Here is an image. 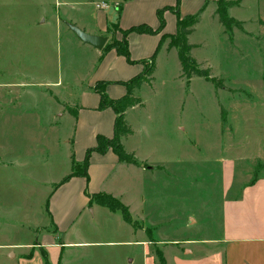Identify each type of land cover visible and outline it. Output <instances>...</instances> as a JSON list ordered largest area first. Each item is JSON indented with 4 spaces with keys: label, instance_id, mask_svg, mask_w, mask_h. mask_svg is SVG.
Wrapping results in <instances>:
<instances>
[{
    "label": "rangeland",
    "instance_id": "374dc122",
    "mask_svg": "<svg viewBox=\"0 0 264 264\" xmlns=\"http://www.w3.org/2000/svg\"><path fill=\"white\" fill-rule=\"evenodd\" d=\"M60 1L0 0V83L17 82L21 78L3 75L5 57L24 60L25 69L30 65L36 69L41 66L47 70V75L35 74L26 80L41 85V95L55 103L59 113L58 132L55 127L51 130L45 126L42 134H37L39 130L32 134L30 130L29 135L36 139H32V145L25 142L26 152L35 149L36 153H28L25 161L19 163L17 168L22 172L17 174L18 178L10 171L0 175V264H23L22 255L31 250L27 248L29 244L42 241L43 234H38L36 239L34 230L50 225L46 188L39 179H59L70 171V166L62 162L61 153L58 162L48 168L35 167L27 160L40 157L39 142L43 150L50 149L46 143H53L59 137L60 145L65 116L75 114L71 102L79 103L76 90L81 80L87 85L92 78V56L79 46L78 38L67 37L69 28L62 21L69 14H81V9L85 16L90 15V5L81 7V4L58 3ZM239 1L229 9V15L243 22L242 30L234 28L228 32L219 22L217 0H209L190 35V42L195 44L192 57L210 70L217 83L199 76L188 83L183 73L178 74L174 60L165 57L160 59L154 79H145L141 82L143 86L135 89L136 96L143 99L147 110L153 111L159 120L153 136H159L160 147L169 150L174 145L181 152L172 182L162 177L158 187L150 189L158 199L155 212L161 221L159 238H218L223 227L221 209L225 198L235 195L245 180L253 179L255 172L258 177L264 175V0ZM108 3L114 8L108 12L110 17L112 15L108 42L122 43L124 34L118 24L121 5ZM57 17L62 21L61 28L57 26ZM44 19L46 22L41 24ZM146 67L148 65L144 70ZM57 79L74 85V92L69 96L71 102L57 92V88L45 85L49 80L60 82ZM96 86L100 88L101 83ZM8 99H18V95L8 91ZM52 103L44 98L41 101L48 118ZM224 109L226 126L222 123ZM138 115L132 111L129 118L136 122ZM146 121L141 118L140 124L154 125ZM25 128L28 131L30 126ZM229 181H234L232 188L227 187ZM108 220L99 218L104 229L107 230L108 225L114 231L117 223L111 220L109 224ZM135 225L137 229H144L139 221ZM116 239H120V235ZM151 240L156 243L153 235ZM8 245L17 253L15 259L7 257ZM46 251H35L30 264H45L48 257L51 263L50 252ZM68 259L69 264H81V251L70 252ZM157 264H160L159 259Z\"/></svg>",
    "mask_w": 264,
    "mask_h": 264
},
{
    "label": "crops",
    "instance_id": "0c3cea01",
    "mask_svg": "<svg viewBox=\"0 0 264 264\" xmlns=\"http://www.w3.org/2000/svg\"><path fill=\"white\" fill-rule=\"evenodd\" d=\"M61 1L69 5L81 4V7L90 5L88 16H85L83 9L79 15L66 16L62 21H65L67 26L72 23L87 33L107 38L108 25L111 23L109 18H112L108 12L114 11V8L109 5L108 8L99 7L102 2L120 3L118 24L121 32L140 24L157 29L160 26L158 11L165 7L170 8L163 13L165 27L161 32H132L128 35L133 63L118 54L116 49L104 51L84 44L72 35L75 33L68 26L67 37L71 40L78 38L79 46L92 56V78L87 85L81 80L80 88L76 90L79 101L77 104L69 100V96L74 92L72 83L64 84L61 79H57L60 82L49 80V83H44L46 86L57 88L56 91L73 104L75 114L69 113L70 115L65 116L60 145L59 137L53 143H46L50 149L43 150L39 142L37 153L40 157L27 161L35 167L39 165L38 167L48 168L53 162H58L57 157L61 153L62 162L70 166V171L59 179H39L46 188V211L51 222L49 226H43V230H40L41 227L34 230L36 239L43 234L42 241L35 240L29 244L27 248L31 250L22 255L23 264H30L35 251L47 253L46 250L50 252V264H69V254L73 251H81V264H157V248L163 252L166 264H264V175L254 181L252 178L245 180L235 195L229 199L225 198L221 209L223 227L218 238L158 237L161 223L156 215L158 213L155 212L158 210V199L150 189H156L165 177L172 182L177 172L176 167L180 164L181 152L174 145L173 149L169 150L160 147L159 136H153V130L159 120L153 111L147 110L142 98L140 104L126 111L125 119L132 133L122 138L125 150L135 156L137 164L121 162L111 150L105 154L93 151L88 167L89 179L76 175L63 182L72 172L73 163L81 164L87 151L97 145L98 135L112 137L114 134L116 112L111 107L100 109L101 95L92 88L99 82H105L104 88L110 98L119 99L125 96L127 87L123 82L141 74L145 68L141 61L150 59L154 53L156 65L149 80L158 71L160 59L165 57L174 60L175 68L177 66L178 74L181 75L183 70L178 51L170 46V38H164L163 35L175 34L178 17L198 12L209 0ZM62 21L57 17L58 28H61ZM45 22L46 19L41 24ZM3 60V75L21 78L17 82L0 83V175L10 171L14 178H18L17 174L22 172L17 168L19 163L25 161L28 153H36L35 149L26 152L28 146L25 147V142L28 141V145H32V139H36L31 138L30 130L32 134L37 130V134H42V128L45 126L51 130L55 127L58 132L56 123L59 113L57 105L48 101L47 96L41 95V85L31 84L26 80V77L35 74L47 75V70L41 69V66L39 69L31 67L34 65L25 69L24 60L15 57H5ZM8 91L17 94L18 99H8ZM43 98L47 103H52L49 118L41 106ZM132 111L141 115L137 116L140 118L136 122L129 118ZM141 118L154 125L147 124L146 127L145 123L140 124ZM142 124L143 128L139 129ZM28 125L30 129L27 131L25 126ZM248 171L251 172L249 169ZM231 184H234V181H229L227 187L232 188ZM97 193H107L121 200L129 208L133 223L126 222L119 211H111L96 202L91 203L89 195ZM100 217L109 219L108 223L115 221L118 227L111 231L106 225L107 230L104 229L105 225L99 222ZM138 221L143 223L144 229L136 228ZM113 232L115 235L112 236ZM117 234L120 239H116ZM151 235L156 243L152 242ZM7 247V257L15 259L17 253L11 251L10 245Z\"/></svg>",
    "mask_w": 264,
    "mask_h": 264
},
{
    "label": "trees",
    "instance_id": "16d2710c",
    "mask_svg": "<svg viewBox=\"0 0 264 264\" xmlns=\"http://www.w3.org/2000/svg\"><path fill=\"white\" fill-rule=\"evenodd\" d=\"M239 2V0H217L216 13L219 18V22L228 32L233 31L234 28H238L240 30L243 29V22L229 15V9L239 4ZM169 8L170 7H165L158 11L157 15L160 21L159 28L154 29L147 24L133 26L130 29L123 31L124 38L122 43H120L119 41H113L112 43L107 42L103 50L108 51L111 49H116L118 54L124 56L130 63H133L129 50V43L127 40L128 35L132 32L139 34H157L161 32L165 27V19L163 13ZM203 8L194 14L186 15L184 17L179 16L177 20L176 33L163 35L164 38H170V46L177 49L183 70V76L187 78L188 83L194 76H199L208 81L217 83V81L211 76L210 70L202 67L201 64H199L191 55V51L194 48V45L190 43L189 37L195 30V26L199 21V17L202 13ZM155 62L156 53H154V55L151 56L150 59L141 61V63H143L145 66L148 65V67H146V69L138 76L132 78L127 82H123V84L127 87V94L119 99H112L107 95L104 88L106 85L105 82H99L101 83L100 88H98L96 85L92 88V90L98 92L101 95L99 108L103 109L106 107H111L116 112L117 116L114 124V134L112 137L98 135L97 145L87 151L85 159L81 164H77L76 162L73 163L72 173L66 176L63 182L76 175H82L86 179H89L88 167L90 163V156L93 151L105 154L111 150L115 154H117L121 162L128 164H137L135 156L131 153H128L122 143V138L132 133L131 128L126 122L125 114L128 108L141 103V99L135 94V89L141 85L142 81H144L145 79L148 80L152 76L156 65ZM222 123L224 126H226L227 124V112L225 109L222 110ZM257 178L258 176L255 172L252 180L254 181ZM89 197L91 203L96 202L102 206L109 208L111 211H119L126 222L133 223V217L129 208L118 198L107 193H97L89 195ZM156 255L160 261V264H166L163 252L159 248L156 249ZM45 264H49L47 258Z\"/></svg>",
    "mask_w": 264,
    "mask_h": 264
},
{
    "label": "water",
    "instance_id": "95a60500",
    "mask_svg": "<svg viewBox=\"0 0 264 264\" xmlns=\"http://www.w3.org/2000/svg\"><path fill=\"white\" fill-rule=\"evenodd\" d=\"M68 26L84 44L91 45L95 49L102 50L108 41L107 37L87 33L75 24L69 23Z\"/></svg>",
    "mask_w": 264,
    "mask_h": 264
},
{
    "label": "built area",
    "instance_id": "2783aa9c",
    "mask_svg": "<svg viewBox=\"0 0 264 264\" xmlns=\"http://www.w3.org/2000/svg\"><path fill=\"white\" fill-rule=\"evenodd\" d=\"M99 7H103V8H105V7H107L108 6V4L106 3V2H102L100 5H98Z\"/></svg>",
    "mask_w": 264,
    "mask_h": 264
}]
</instances>
